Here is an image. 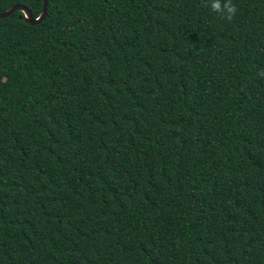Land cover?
I'll return each instance as SVG.
<instances>
[{"label": "trees", "instance_id": "obj_1", "mask_svg": "<svg viewBox=\"0 0 264 264\" xmlns=\"http://www.w3.org/2000/svg\"><path fill=\"white\" fill-rule=\"evenodd\" d=\"M232 3L0 19V264H264V0Z\"/></svg>", "mask_w": 264, "mask_h": 264}, {"label": "water", "instance_id": "obj_2", "mask_svg": "<svg viewBox=\"0 0 264 264\" xmlns=\"http://www.w3.org/2000/svg\"><path fill=\"white\" fill-rule=\"evenodd\" d=\"M47 5L48 0H43L42 10L38 18H34L29 9H27V7L23 5H14L8 10L0 13V19H6L16 12H21L22 16H19V19L23 20L28 25L34 26L40 24L45 18L47 12Z\"/></svg>", "mask_w": 264, "mask_h": 264}, {"label": "clouds", "instance_id": "obj_3", "mask_svg": "<svg viewBox=\"0 0 264 264\" xmlns=\"http://www.w3.org/2000/svg\"><path fill=\"white\" fill-rule=\"evenodd\" d=\"M211 10L218 13L227 21H231L237 12L236 5L232 3V0H211ZM261 78H264V71L258 73Z\"/></svg>", "mask_w": 264, "mask_h": 264}]
</instances>
